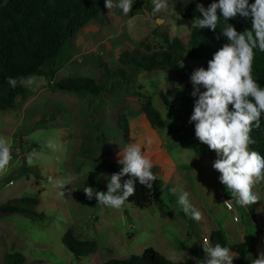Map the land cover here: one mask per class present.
I'll use <instances>...</instances> for the list:
<instances>
[{
    "label": "rangeland",
    "instance_id": "374dc122",
    "mask_svg": "<svg viewBox=\"0 0 264 264\" xmlns=\"http://www.w3.org/2000/svg\"><path fill=\"white\" fill-rule=\"evenodd\" d=\"M167 4V11L157 16L151 14L152 0H133L127 16L104 5L42 64L45 70L55 68L50 77L26 76L32 81L24 85L26 94L17 95L13 107L0 108V136L10 138L14 157L7 173L0 175V203L38 198L34 213L0 212V264L4 254L13 251L23 254L24 264H101L111 257L139 254L146 246L177 264H196L205 255L201 237L209 239L215 229L229 243L244 242V254L233 251L239 255L233 264H251L264 252V182L255 188L260 201L237 205L212 167L215 152L195 137L194 122L189 123L193 108L175 109L177 91L194 101L190 75L208 64L185 57L177 67L139 69L129 59L132 52L148 54L164 47L161 32L187 40L192 21L181 16L175 0ZM77 75L101 80L104 87L91 93L50 84ZM146 100L164 120L163 126L149 123L143 112ZM148 137L154 140L151 147L146 145ZM49 139L61 148L53 151L47 146ZM132 141L141 143L152 160V171L162 181L159 194L142 206L127 201L121 210L101 205L95 197L87 199L84 187L107 192L109 177L122 166L117 153ZM32 152L40 159L28 166L26 157ZM48 176L77 179L60 197ZM184 192L201 212V221L183 212L178 199ZM220 194L232 199L231 207L218 199ZM66 229L76 238L93 240V249L75 256L61 240Z\"/></svg>",
    "mask_w": 264,
    "mask_h": 264
},
{
    "label": "clouds",
    "instance_id": "9594fccd",
    "mask_svg": "<svg viewBox=\"0 0 264 264\" xmlns=\"http://www.w3.org/2000/svg\"><path fill=\"white\" fill-rule=\"evenodd\" d=\"M152 2L153 16L167 11V0ZM105 7L109 11L119 8L127 16L132 10L133 0H105ZM196 9L202 18H195L192 28H207L215 32L221 15L226 21L238 15L251 19V29L242 32H238L234 25L225 24L220 35L227 39V43L213 54L207 69L198 67L192 71L191 96L195 99L189 120V123L194 122L195 137L216 154L212 167L220 173L219 181L237 205L249 207L261 200L255 188L264 182V156L250 148L256 143L251 132L254 128H260L264 114V87L253 77L254 50L264 52V0H254V3H249V0H213L207 8L197 2ZM218 10L221 15H218ZM134 20V16L129 19V26ZM7 82L13 88L18 83L21 86L32 83L31 79L24 77H9ZM153 143L151 137L146 138L148 147ZM47 146L53 151L61 148L54 139H49ZM13 158L10 138L0 136V175L7 173ZM39 159L40 154L32 152L27 155L26 163L34 166ZM117 163L122 168L109 177L107 192L97 191L90 186L84 187L83 192L89 200L95 197L97 203L121 210L129 197L135 195L137 181L151 190L157 176L152 171V160L139 142L132 141L117 153ZM125 176L129 178L122 181ZM75 179V176L47 177L48 183L59 189L60 197L66 195V185ZM188 196L187 192L182 193L178 203L186 215L199 222L203 219L202 214L191 205ZM201 247L205 255L202 260L197 259L196 264H233L234 258H239L227 246L219 243L213 246L207 237ZM172 256L175 257V253ZM251 264H264V252L251 260Z\"/></svg>",
    "mask_w": 264,
    "mask_h": 264
},
{
    "label": "trees",
    "instance_id": "16d2710c",
    "mask_svg": "<svg viewBox=\"0 0 264 264\" xmlns=\"http://www.w3.org/2000/svg\"><path fill=\"white\" fill-rule=\"evenodd\" d=\"M180 4V13L188 17L192 22L202 15L196 9V3H202L205 8L213 0H175ZM218 2V0H216ZM254 3V0H249ZM105 5V0H0V108L13 107L15 97L23 96L27 92L26 86L19 83L15 88L9 85L8 78L26 77L30 74L46 75L50 77L55 68L47 70L42 64L53 59L60 48L70 41L76 31L89 20L96 18L100 9ZM218 15H221L218 10ZM234 25L238 32L251 29V19H245L239 15L228 21L221 15L217 30L192 28L188 30V37L183 42L178 36H167L160 33L164 47L151 53H131L130 61L139 69L152 67L171 68L177 67L179 61L185 57L201 58L206 64L212 59L213 54L219 50L227 39L220 35L225 24ZM219 36V38H217ZM255 51L253 63V77L261 87H264V52ZM127 55V54H126ZM118 71V70H116ZM58 89L73 91H88L97 93L104 87V82L94 80L88 76H67L52 83ZM161 97L169 103L167 97L161 93ZM176 107L178 111L187 112L194 108V101L183 93L177 91ZM231 108V106H230ZM143 112L152 126H163L164 120L149 101L143 103ZM119 125L126 131L124 119L118 118ZM252 138L256 141L250 145L251 150L264 156V114L261 117L259 129H253ZM122 166L117 172L121 170ZM157 176V175H156ZM125 176L123 180L128 179ZM162 189L161 178L153 182L151 190L146 189L137 181L135 195L129 197V202L142 206L152 197L159 194ZM38 201L36 197L23 196L17 199L11 198L0 203V212L22 210L34 213L33 206ZM189 217V216H188ZM190 218V217H189ZM212 245L219 243L227 246L232 251L244 254L243 241L227 242L221 231L212 230L209 235ZM65 247L75 256L83 255L91 251L94 241L74 237L70 229H66L61 238ZM1 264H24V256L18 251L7 252L3 256ZM101 264H177L152 246H146L139 254H130L127 257H111Z\"/></svg>",
    "mask_w": 264,
    "mask_h": 264
},
{
    "label": "built area",
    "instance_id": "2783aa9c",
    "mask_svg": "<svg viewBox=\"0 0 264 264\" xmlns=\"http://www.w3.org/2000/svg\"><path fill=\"white\" fill-rule=\"evenodd\" d=\"M218 199L221 200V201L224 203V205H225L226 207H231L230 203H225V202L228 201V200H227L223 195L220 194V195L218 196ZM204 238H206V236L203 235V236L201 237V240L203 241Z\"/></svg>",
    "mask_w": 264,
    "mask_h": 264
}]
</instances>
